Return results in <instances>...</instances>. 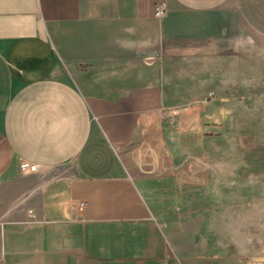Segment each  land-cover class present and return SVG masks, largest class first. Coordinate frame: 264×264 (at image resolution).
Returning a JSON list of instances; mask_svg holds the SVG:
<instances>
[{
	"label": "crops",
	"instance_id": "0c3cea01",
	"mask_svg": "<svg viewBox=\"0 0 264 264\" xmlns=\"http://www.w3.org/2000/svg\"><path fill=\"white\" fill-rule=\"evenodd\" d=\"M235 19L264 39V0H0V264H259L238 230L255 208L219 209L178 163L120 160L166 127L150 113L178 73L222 67Z\"/></svg>",
	"mask_w": 264,
	"mask_h": 264
},
{
	"label": "rangeland",
	"instance_id": "374dc122",
	"mask_svg": "<svg viewBox=\"0 0 264 264\" xmlns=\"http://www.w3.org/2000/svg\"><path fill=\"white\" fill-rule=\"evenodd\" d=\"M235 21L243 36L239 43L231 37L221 41L222 67L207 75V71L195 72L198 76L193 77L189 72L178 73L179 99L150 113L163 117L166 127L146 135L144 143L149 144L144 149L136 147L140 153H122L120 160L134 175L153 162L168 167L178 163L186 176H200L202 195L217 190L219 209L255 208L246 218L249 225L238 230L248 237L246 247L260 264L264 260V212L260 210L264 204V39ZM181 53L178 61L186 59ZM217 71L226 83L218 82ZM205 125L215 127V132L204 130ZM175 170L165 172L171 177ZM162 187L166 191L158 196L179 201L189 183ZM235 244L240 251L246 250L243 243Z\"/></svg>",
	"mask_w": 264,
	"mask_h": 264
},
{
	"label": "built area",
	"instance_id": "2783aa9c",
	"mask_svg": "<svg viewBox=\"0 0 264 264\" xmlns=\"http://www.w3.org/2000/svg\"><path fill=\"white\" fill-rule=\"evenodd\" d=\"M167 12V9L165 7L164 4H160L156 7V12H155V16L157 17H161L163 15H165ZM38 170V165L35 164V163H31V164H27L26 167H25V171L28 172V173H31V172H35ZM81 207L82 208H85L86 207V203H82L81 204ZM29 215H31V218H35V215H34V212L33 211H29ZM164 264H167V263H164Z\"/></svg>",
	"mask_w": 264,
	"mask_h": 264
}]
</instances>
